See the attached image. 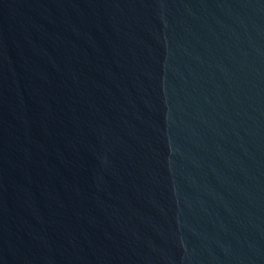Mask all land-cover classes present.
<instances>
[{"label":"water","instance_id":"95a60500","mask_svg":"<svg viewBox=\"0 0 264 264\" xmlns=\"http://www.w3.org/2000/svg\"><path fill=\"white\" fill-rule=\"evenodd\" d=\"M0 264H264V0H0Z\"/></svg>","mask_w":264,"mask_h":264}]
</instances>
